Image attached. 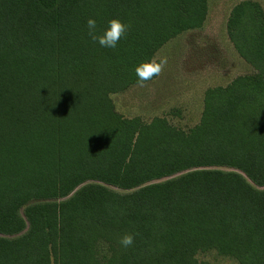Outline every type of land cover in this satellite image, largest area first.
Here are the masks:
<instances>
[{"label": "trees", "instance_id": "trees-1", "mask_svg": "<svg viewBox=\"0 0 264 264\" xmlns=\"http://www.w3.org/2000/svg\"><path fill=\"white\" fill-rule=\"evenodd\" d=\"M206 15L207 0H0V264H264L262 7L231 10L253 73L206 90L193 128L124 119L110 98ZM89 18L128 25L116 48Z\"/></svg>", "mask_w": 264, "mask_h": 264}, {"label": "rangeland", "instance_id": "rangeland-1", "mask_svg": "<svg viewBox=\"0 0 264 264\" xmlns=\"http://www.w3.org/2000/svg\"><path fill=\"white\" fill-rule=\"evenodd\" d=\"M242 1L207 0L203 26L182 33L154 55L152 61L161 64V71L153 80L110 96L116 112L144 124L163 119L184 131L197 125L206 90L253 73L233 49L226 31L231 10ZM251 1L264 11V0ZM197 259L209 264H237L215 252L198 254Z\"/></svg>", "mask_w": 264, "mask_h": 264}, {"label": "clouds", "instance_id": "clouds-1", "mask_svg": "<svg viewBox=\"0 0 264 264\" xmlns=\"http://www.w3.org/2000/svg\"><path fill=\"white\" fill-rule=\"evenodd\" d=\"M88 35L92 41L102 48L114 49L125 34L128 25L118 19H109L102 32L97 31V22L93 18L86 21ZM161 64L155 61L140 62L134 67V73L138 83H143L158 75ZM119 244L127 248L133 244V234L125 233L119 238Z\"/></svg>", "mask_w": 264, "mask_h": 264}]
</instances>
